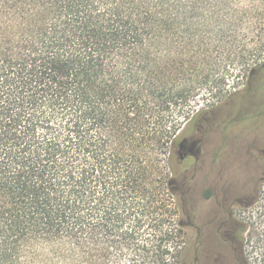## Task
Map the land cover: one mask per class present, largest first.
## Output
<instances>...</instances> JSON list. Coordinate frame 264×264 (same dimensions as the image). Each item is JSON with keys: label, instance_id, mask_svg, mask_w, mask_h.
Returning <instances> with one entry per match:
<instances>
[{"label": "trees", "instance_id": "trees-1", "mask_svg": "<svg viewBox=\"0 0 264 264\" xmlns=\"http://www.w3.org/2000/svg\"><path fill=\"white\" fill-rule=\"evenodd\" d=\"M242 14L239 0H0V264H169L161 149L226 75L193 29Z\"/></svg>", "mask_w": 264, "mask_h": 264}, {"label": "rangeland", "instance_id": "rangeland-1", "mask_svg": "<svg viewBox=\"0 0 264 264\" xmlns=\"http://www.w3.org/2000/svg\"><path fill=\"white\" fill-rule=\"evenodd\" d=\"M239 5L241 26L193 29L195 38L210 33L206 50L226 75L222 92L208 88L195 98L199 105L180 131L174 154L170 146L161 149V182L168 181L173 191L172 210L165 215L175 235L165 243L169 264H191L194 216L208 225L223 211L232 214L244 263L264 260V0ZM230 28L239 29V41L226 37ZM230 50L241 53L228 60ZM164 213L161 209V219Z\"/></svg>", "mask_w": 264, "mask_h": 264}, {"label": "flooded vegetation", "instance_id": "flooded-vegetation-1", "mask_svg": "<svg viewBox=\"0 0 264 264\" xmlns=\"http://www.w3.org/2000/svg\"><path fill=\"white\" fill-rule=\"evenodd\" d=\"M224 214V211L216 214L208 225L197 222L195 216L192 219L190 227L195 234L189 247L191 264H245L240 257L243 252L237 239V227L232 225V214Z\"/></svg>", "mask_w": 264, "mask_h": 264}]
</instances>
